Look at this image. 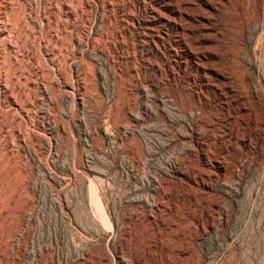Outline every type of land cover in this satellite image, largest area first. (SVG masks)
I'll return each mask as SVG.
<instances>
[{"label":"rangeland","instance_id":"obj_1","mask_svg":"<svg viewBox=\"0 0 264 264\" xmlns=\"http://www.w3.org/2000/svg\"><path fill=\"white\" fill-rule=\"evenodd\" d=\"M0 3V264H264V0Z\"/></svg>","mask_w":264,"mask_h":264},{"label":"bare ground","instance_id":"obj_2","mask_svg":"<svg viewBox=\"0 0 264 264\" xmlns=\"http://www.w3.org/2000/svg\"><path fill=\"white\" fill-rule=\"evenodd\" d=\"M15 3V2H14ZM1 4V3H0ZM7 4V3H6ZM17 5V4H16ZM4 6V5H3ZM6 11V10H5ZM24 13V12H23ZM8 20V19H7ZM8 22L10 23V21L8 20ZM8 23V24H9ZM20 23V22H19ZM18 23V24H19ZM17 24V25H18ZM27 24V23H26ZM5 25H7L6 24V20H5V18L4 17H2V16H0V39L1 40H6V33H5V31H4V28L6 29V27H5ZM29 25V24H28ZM17 27V26H16ZM7 30V29H6ZM33 30V29H32ZM9 33V32H8ZM15 34H16V32H15ZM24 34V33H23ZM14 36V35H13ZM22 37V36H21ZM8 38V37H7ZM12 39V38H11ZM10 41V40H9ZM21 41V40H20ZM2 42V41H1ZM6 42V41H5ZM7 42H8V39H7ZM3 43V42H2ZM26 43V42H25ZM1 44V43H0ZM17 44V43H16ZM15 44V45H16ZM4 45V44H3ZM56 46V45H55ZM4 49H6V48H4ZM60 52V51H59ZM56 59V58H55ZM47 60V59H46ZM6 63V62H5ZM4 64V63H3ZM57 65V64H56ZM9 72V71H8ZM15 77V76H14ZM49 77V76H48ZM44 78V77H43ZM28 99V98H27Z\"/></svg>","mask_w":264,"mask_h":264}]
</instances>
